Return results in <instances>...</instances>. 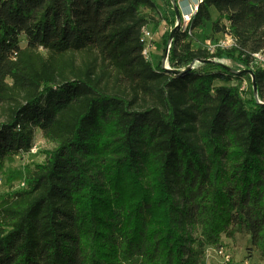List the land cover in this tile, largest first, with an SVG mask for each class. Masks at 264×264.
I'll return each mask as SVG.
<instances>
[{"label": "trees", "instance_id": "1", "mask_svg": "<svg viewBox=\"0 0 264 264\" xmlns=\"http://www.w3.org/2000/svg\"><path fill=\"white\" fill-rule=\"evenodd\" d=\"M146 10L0 0V170L36 129L56 144L0 194V264H201L238 231L264 257V0H200L190 28L236 45L193 49L180 29L169 61L195 67L178 75L142 54ZM224 56L245 68L205 61ZM246 76L248 94L216 85Z\"/></svg>", "mask_w": 264, "mask_h": 264}, {"label": "rangeland", "instance_id": "2", "mask_svg": "<svg viewBox=\"0 0 264 264\" xmlns=\"http://www.w3.org/2000/svg\"><path fill=\"white\" fill-rule=\"evenodd\" d=\"M160 6V11L158 13H150L146 10L147 14L154 16V18L149 22L148 27L153 33V43L154 49L152 53V63L154 65L163 64L166 59V53L168 58V64L171 68L172 65L169 61L170 49L172 47V42L170 43V34L175 25L177 24V17L173 13L174 2L171 0L173 7L167 3V0H156ZM178 4L179 9L186 0H175ZM175 10V9H174ZM213 19L219 16L216 9H212ZM224 22L227 23L225 20ZM174 25V26H173ZM191 36H189L186 41H190L193 49L205 48L212 51L211 48L214 46L218 40L226 39L227 33H213L212 22H209L204 29L193 30ZM26 43V38L22 37V44ZM212 60L219 61L227 66L240 71L244 69L245 66L240 63V61L235 57H212ZM200 63V62H198ZM256 63V62H255ZM252 65L251 68L253 69ZM252 78V76H251ZM216 85H238L241 90L248 94L251 90L252 81L248 76L242 79H233L228 82L216 81ZM56 148V144L48 141L43 137L40 129H36L34 145L30 151L21 152L13 155L10 159L6 160L5 166L0 170V194L6 193L11 189L10 184H14V188H19L21 182L24 181V177L11 179L10 175L16 174L18 172L26 173L29 169L34 168L38 163L45 161L46 152ZM222 243L224 249L230 254L231 260L225 262L221 255L218 253V248L215 246H208L206 248L205 256L203 257L201 264H264V257L260 252L253 248L250 236L244 231H238L235 235L230 238L226 235H222Z\"/></svg>", "mask_w": 264, "mask_h": 264}, {"label": "built area", "instance_id": "3", "mask_svg": "<svg viewBox=\"0 0 264 264\" xmlns=\"http://www.w3.org/2000/svg\"><path fill=\"white\" fill-rule=\"evenodd\" d=\"M186 1L188 2V0ZM199 2L200 0H195L194 3L192 2L189 3V6L191 9L188 12L187 11L182 12L180 10L182 13V21H181L180 29L182 31H187L190 35H192L194 31L190 28L189 25L192 21L194 14L196 13L198 9ZM141 41L143 43L142 54L144 58L149 61H152V53L154 49L153 33H152V30L148 27V25L142 28ZM235 45H236V41L233 38V36L230 34H226L225 40L223 39L218 40V42L209 49H211L212 51H215L217 47L229 49V48L234 47ZM253 58H254V62H256L257 64H260L264 68V50L254 53ZM162 66L166 69L171 68L170 65L168 64V58L165 59ZM1 182L2 181L0 180V187H1ZM24 186H25V181L21 182L20 184V187H24ZM218 253L221 255V257L224 259L225 262H229L231 260L230 254L224 249L223 246L218 248Z\"/></svg>", "mask_w": 264, "mask_h": 264}, {"label": "water", "instance_id": "4", "mask_svg": "<svg viewBox=\"0 0 264 264\" xmlns=\"http://www.w3.org/2000/svg\"><path fill=\"white\" fill-rule=\"evenodd\" d=\"M174 2V9H175V12H176V17H177V24L175 25V27L173 28V30L171 31V34H170V43L174 40L175 38V35L176 33L180 30V25H181V21H182V13L178 7V4L175 0H172ZM166 58H167V53H166ZM205 61H212V62H219V61H215V60H212L211 58L210 59H207ZM197 62H202V60H197ZM221 63V62H219ZM223 64V63H222ZM195 66L193 64L189 65L187 68L185 69H174V68H167L168 70H172L173 73H175L176 75L178 74H183L187 71H190L194 68ZM248 73H250V75L252 76V81H253V89H254V92L256 93V95L258 94V86H257V83H256V80H255V74L253 72L252 69H247ZM264 103V102H262Z\"/></svg>", "mask_w": 264, "mask_h": 264}, {"label": "crops", "instance_id": "5", "mask_svg": "<svg viewBox=\"0 0 264 264\" xmlns=\"http://www.w3.org/2000/svg\"><path fill=\"white\" fill-rule=\"evenodd\" d=\"M193 0H188V2L187 3H184L183 5H182V7H181V11L183 12H185V11H190V6H189V3H191ZM195 1V0H194Z\"/></svg>", "mask_w": 264, "mask_h": 264}, {"label": "clouds", "instance_id": "6", "mask_svg": "<svg viewBox=\"0 0 264 264\" xmlns=\"http://www.w3.org/2000/svg\"><path fill=\"white\" fill-rule=\"evenodd\" d=\"M195 1L193 0L192 3H194Z\"/></svg>", "mask_w": 264, "mask_h": 264}]
</instances>
